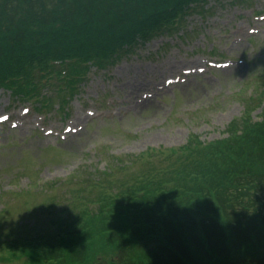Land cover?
<instances>
[{
  "label": "trees",
  "instance_id": "1",
  "mask_svg": "<svg viewBox=\"0 0 264 264\" xmlns=\"http://www.w3.org/2000/svg\"><path fill=\"white\" fill-rule=\"evenodd\" d=\"M208 1L0 0V87L28 99L41 96L46 106L51 99L40 95L42 87L56 79L75 89L89 66L118 61ZM263 84L232 124L240 133L230 130L201 148L189 140L116 157L119 163L97 179L78 173L81 183L65 206L74 213L63 217V209L45 207V220L33 219L31 235L13 242L11 255L0 261L264 264ZM54 97L63 105L64 95ZM262 102L261 119L252 121L249 112ZM196 156L207 163L204 170L189 167ZM53 183L41 190L61 189Z\"/></svg>",
  "mask_w": 264,
  "mask_h": 264
},
{
  "label": "rangeland",
  "instance_id": "2",
  "mask_svg": "<svg viewBox=\"0 0 264 264\" xmlns=\"http://www.w3.org/2000/svg\"><path fill=\"white\" fill-rule=\"evenodd\" d=\"M197 9L204 12L182 14L174 29L138 42L118 61L89 66L75 89L56 79L42 87L40 95L51 99L46 106L41 96L0 87L1 256L31 235L33 219L45 220V207L63 209V217L74 213L65 206L81 183L78 173L97 179L119 163L116 157L189 140L201 148L240 133L232 124L264 83V0H209ZM185 68L192 73L183 75ZM129 81L140 87L132 92ZM147 97L152 100L140 106ZM262 106L249 112L252 121L261 119ZM194 160L191 169L206 168L201 156ZM50 182L61 189L42 191ZM54 193L57 202L50 200Z\"/></svg>",
  "mask_w": 264,
  "mask_h": 264
},
{
  "label": "bare ground",
  "instance_id": "3",
  "mask_svg": "<svg viewBox=\"0 0 264 264\" xmlns=\"http://www.w3.org/2000/svg\"><path fill=\"white\" fill-rule=\"evenodd\" d=\"M128 84L132 87V92H135L138 88L137 87H140V84H137V83H130V81L128 82ZM152 98L150 99V97H147L145 100H143V102L140 104V102H138L137 104H140V106L144 103V104H147V102L151 101ZM139 106V107H140Z\"/></svg>",
  "mask_w": 264,
  "mask_h": 264
}]
</instances>
